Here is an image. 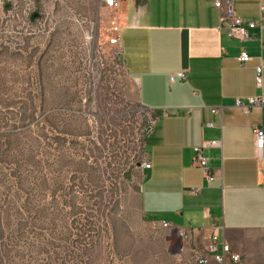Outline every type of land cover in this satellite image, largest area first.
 <instances>
[{"label":"rangeland","instance_id":"rangeland-1","mask_svg":"<svg viewBox=\"0 0 264 264\" xmlns=\"http://www.w3.org/2000/svg\"><path fill=\"white\" fill-rule=\"evenodd\" d=\"M113 21L101 0H0V264H183L140 207L156 118Z\"/></svg>","mask_w":264,"mask_h":264},{"label":"crops","instance_id":"crops-1","mask_svg":"<svg viewBox=\"0 0 264 264\" xmlns=\"http://www.w3.org/2000/svg\"><path fill=\"white\" fill-rule=\"evenodd\" d=\"M215 1L122 0L120 58L157 120L146 139L152 167L141 169L140 207L146 219L191 233L179 263L215 238L243 264H264V149L255 138L264 106L236 105L264 98L256 75L262 66L264 77V0H233L239 17L263 24L247 42L230 37ZM245 50L252 60L242 65ZM181 72L185 79L172 81ZM214 141L218 147L204 149L209 182L195 149Z\"/></svg>","mask_w":264,"mask_h":264},{"label":"built area","instance_id":"built-area-1","mask_svg":"<svg viewBox=\"0 0 264 264\" xmlns=\"http://www.w3.org/2000/svg\"><path fill=\"white\" fill-rule=\"evenodd\" d=\"M104 7H106L110 12L114 15L113 26L110 28V33L108 35V41L111 45L115 47H119L121 49L122 40V21H121V11H122V0H101ZM215 6L218 10L222 12V24L226 25L229 29L230 37L238 40L240 42H247L252 40V32L256 30L259 26H263L262 22H246L244 19L239 17L236 14L235 4L233 0H228L223 2L222 0H216ZM264 14V6H261V15L262 21ZM264 52V45L261 42V53ZM239 62L242 65H246L249 63L252 58L250 54L245 50L239 57ZM257 75V84L259 87H263L264 84V77H263V67L259 66L256 69ZM186 75L184 72L172 76V81H175L177 78L185 79ZM239 107H244L247 110L250 108L255 107H262L264 106V98H251L248 99V106L246 107L241 100H238L236 103ZM157 120L154 122V126ZM150 127L149 132L154 128ZM210 126H213L210 124ZM255 138H256V145L258 150L264 149V130L261 128H257L255 130ZM219 142H209L204 144V146L195 149V164L202 168L205 173V177L209 182L215 180L214 174L209 168V160L204 156V149L210 147H218ZM151 163L149 160L145 159L141 163V169H150ZM161 226L164 229H167L172 234V238L175 239V244L177 245L175 248V253H180L181 255L184 253V243L188 242L191 237L190 232H186L182 229L176 228L172 226L169 222L162 220ZM182 241V245L178 243V241ZM192 253V258L186 259L183 261V264H212V261L215 264H243V258L240 254L235 253L229 244L223 243L221 247L217 242V239H212L208 246L203 249L199 250L196 248H189Z\"/></svg>","mask_w":264,"mask_h":264},{"label":"trees","instance_id":"trees-1","mask_svg":"<svg viewBox=\"0 0 264 264\" xmlns=\"http://www.w3.org/2000/svg\"><path fill=\"white\" fill-rule=\"evenodd\" d=\"M153 219H154V220H157L156 218H153ZM153 219H152V220H153Z\"/></svg>","mask_w":264,"mask_h":264}]
</instances>
